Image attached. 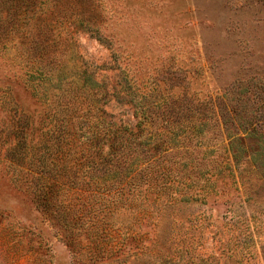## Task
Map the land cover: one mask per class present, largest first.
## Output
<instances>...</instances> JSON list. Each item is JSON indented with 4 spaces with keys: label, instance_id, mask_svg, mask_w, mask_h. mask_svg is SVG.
<instances>
[{
    "label": "rangeland",
    "instance_id": "obj_1",
    "mask_svg": "<svg viewBox=\"0 0 264 264\" xmlns=\"http://www.w3.org/2000/svg\"><path fill=\"white\" fill-rule=\"evenodd\" d=\"M6 1L0 264H264V0H92L86 11L63 4L52 34L64 42L60 60H52V80L34 84L41 102L26 87L21 57L40 29L23 35L27 18H12ZM78 88L75 107L93 110L110 131L129 122L139 133L140 119L171 129L139 144L111 133L108 163L130 159V150L137 157L108 175L109 189L133 179L118 206L97 213V228L79 203L66 238L14 177V168L29 172L28 161L13 164L4 134L16 123L10 96L37 119Z\"/></svg>",
    "mask_w": 264,
    "mask_h": 264
},
{
    "label": "trees",
    "instance_id": "obj_2",
    "mask_svg": "<svg viewBox=\"0 0 264 264\" xmlns=\"http://www.w3.org/2000/svg\"><path fill=\"white\" fill-rule=\"evenodd\" d=\"M40 1L42 5L45 2L44 7L38 6ZM91 2L92 0L6 1L12 18L21 13L25 14L28 28L26 31L25 27L23 28V35L30 33L35 26L40 29L39 36L23 47L21 54L26 68V87L39 102L42 98L38 96L34 84L43 79L52 80L53 67L58 64L60 60L58 54L64 45L61 39L52 35L55 20L63 9L62 5L65 4L70 8L77 6L79 9L84 7L86 11L87 8H91ZM7 30L17 31L13 26ZM67 31L68 38L72 40L74 32ZM22 44L20 43L21 48ZM53 59L58 61L54 63ZM81 95L82 90L78 88L74 97L56 107L47 108L45 110L47 117L39 115L37 119L20 110L16 101H13V96H10V104L14 112L12 119L16 123L10 124L8 131L4 134L9 140L5 142V145L7 144L8 152L12 154V161L16 157L22 161L21 165L16 166L23 167L25 161H28L26 167L29 172L19 170L22 175L19 176L14 168V177L17 181L23 182L21 184L23 192L32 198L37 208L59 228L66 238L69 231L74 228L71 218L79 203L86 206L89 227L97 228L101 224L98 216L96 218L97 213L106 211L108 205L118 206L117 203H120L125 195L128 181L133 179V177H127L125 183L118 180L119 185H122L121 188L109 189L115 180H111L110 183L108 175L115 170L122 173L125 168H128L126 163L131 161L135 153L130 150L127 153L130 159L124 162L113 158L112 162L108 163L107 160L111 158L106 156L108 153L106 139L112 134H125L133 137L135 144H139L137 137L141 139V136L146 137L158 131L168 132L171 129L168 122L150 123L151 127H147L143 119H140L135 125L139 133L132 130L129 122H124V126L110 131L103 126V118L96 116L93 110L75 107L76 102L81 106L78 102ZM86 95L90 97V92ZM139 113L137 112L135 117ZM136 157L137 155L134 158ZM13 164L15 165L14 161ZM67 240L70 243L69 239Z\"/></svg>",
    "mask_w": 264,
    "mask_h": 264
}]
</instances>
